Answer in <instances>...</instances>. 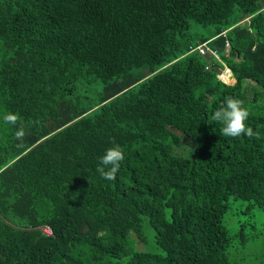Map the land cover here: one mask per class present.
Listing matches in <instances>:
<instances>
[{
    "label": "trees",
    "instance_id": "16d2710c",
    "mask_svg": "<svg viewBox=\"0 0 264 264\" xmlns=\"http://www.w3.org/2000/svg\"><path fill=\"white\" fill-rule=\"evenodd\" d=\"M0 264H264V0H0Z\"/></svg>",
    "mask_w": 264,
    "mask_h": 264
},
{
    "label": "clouds",
    "instance_id": "9594fccd",
    "mask_svg": "<svg viewBox=\"0 0 264 264\" xmlns=\"http://www.w3.org/2000/svg\"><path fill=\"white\" fill-rule=\"evenodd\" d=\"M225 69L230 72L228 68ZM248 117L249 110L244 107L243 101L236 97L227 96L224 102L215 110L211 120L223 125L221 132L225 137L235 138L240 135H246L249 138H259L258 133H255L251 127L246 125ZM3 121L5 124H10L14 127L18 125L14 135L16 140L20 142V146H22L23 139L26 135V126L23 122H20V117L15 113L9 112L4 115ZM32 123L39 125L40 122L37 120ZM123 159V149L119 144H113L100 157L96 171L105 180H115L120 168V162ZM125 259H130V257Z\"/></svg>",
    "mask_w": 264,
    "mask_h": 264
},
{
    "label": "built area",
    "instance_id": "2783aa9c",
    "mask_svg": "<svg viewBox=\"0 0 264 264\" xmlns=\"http://www.w3.org/2000/svg\"><path fill=\"white\" fill-rule=\"evenodd\" d=\"M226 46L228 47V45H226ZM196 49L200 52L201 55H204L205 53L210 52V53H212L218 59L217 54L215 52H213L212 50H210L208 48V46H206V43L198 45V47H196ZM43 231L46 234H49L50 233V230L47 229V228L44 229Z\"/></svg>",
    "mask_w": 264,
    "mask_h": 264
},
{
    "label": "rangeland",
    "instance_id": "374dc122",
    "mask_svg": "<svg viewBox=\"0 0 264 264\" xmlns=\"http://www.w3.org/2000/svg\"><path fill=\"white\" fill-rule=\"evenodd\" d=\"M224 74L225 76L227 77V79H225L224 77ZM219 79H221L222 81L226 82L227 84H231L233 82L232 78H231V75H230V72L227 70V69H224L222 71V73L219 75Z\"/></svg>",
    "mask_w": 264,
    "mask_h": 264
},
{
    "label": "bare ground",
    "instance_id": "6f19581e",
    "mask_svg": "<svg viewBox=\"0 0 264 264\" xmlns=\"http://www.w3.org/2000/svg\"><path fill=\"white\" fill-rule=\"evenodd\" d=\"M224 76H225V74H224ZM224 78H225V79H227V77H226V76H225Z\"/></svg>",
    "mask_w": 264,
    "mask_h": 264
},
{
    "label": "crops",
    "instance_id": "0c3cea01",
    "mask_svg": "<svg viewBox=\"0 0 264 264\" xmlns=\"http://www.w3.org/2000/svg\"><path fill=\"white\" fill-rule=\"evenodd\" d=\"M228 80V79H227Z\"/></svg>",
    "mask_w": 264,
    "mask_h": 264
}]
</instances>
